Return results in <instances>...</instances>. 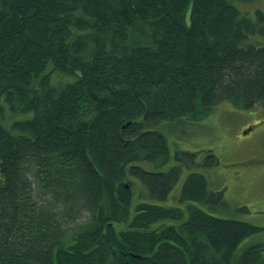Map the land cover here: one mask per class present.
Wrapping results in <instances>:
<instances>
[{
    "label": "trees",
    "instance_id": "trees-1",
    "mask_svg": "<svg viewBox=\"0 0 264 264\" xmlns=\"http://www.w3.org/2000/svg\"><path fill=\"white\" fill-rule=\"evenodd\" d=\"M258 2L0 0V264H264L204 175L167 206L181 168L142 166L162 123L264 109Z\"/></svg>",
    "mask_w": 264,
    "mask_h": 264
},
{
    "label": "rangeland",
    "instance_id": "rangeland-1",
    "mask_svg": "<svg viewBox=\"0 0 264 264\" xmlns=\"http://www.w3.org/2000/svg\"><path fill=\"white\" fill-rule=\"evenodd\" d=\"M258 1V7L245 4L248 10L243 9V13L252 15L256 9L264 11V0ZM242 7L239 4L241 10ZM154 129L167 138L169 161L159 167L148 162H142V166L149 171L166 172L173 167L182 170L179 182L162 205H179L187 177L196 172L206 177L211 191L224 194L226 206L213 210L199 203L195 205L219 218L236 219L264 229L263 108L246 111L223 102L216 105L202 121L183 119L180 122L162 123ZM182 152L198 153L194 167L188 161L177 159ZM207 154L211 158L207 159ZM138 184L144 187L140 182ZM135 189L136 186L132 185V190ZM180 202L185 203L181 197ZM83 223L79 221L72 228L80 227ZM254 245L264 248V230L247 239L241 248Z\"/></svg>",
    "mask_w": 264,
    "mask_h": 264
},
{
    "label": "flooded vegetation",
    "instance_id": "flooded-vegetation-1",
    "mask_svg": "<svg viewBox=\"0 0 264 264\" xmlns=\"http://www.w3.org/2000/svg\"><path fill=\"white\" fill-rule=\"evenodd\" d=\"M205 157H206L207 159H209V158H211V155H210V154H207Z\"/></svg>",
    "mask_w": 264,
    "mask_h": 264
}]
</instances>
